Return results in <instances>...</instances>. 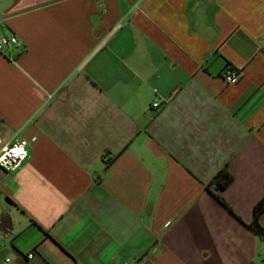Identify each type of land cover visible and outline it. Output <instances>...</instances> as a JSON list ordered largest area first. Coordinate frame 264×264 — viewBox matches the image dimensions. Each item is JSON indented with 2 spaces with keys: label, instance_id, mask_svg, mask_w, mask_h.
I'll use <instances>...</instances> for the list:
<instances>
[{
  "label": "crops",
  "instance_id": "obj_1",
  "mask_svg": "<svg viewBox=\"0 0 264 264\" xmlns=\"http://www.w3.org/2000/svg\"><path fill=\"white\" fill-rule=\"evenodd\" d=\"M0 36V264H264V0H0Z\"/></svg>",
  "mask_w": 264,
  "mask_h": 264
},
{
  "label": "built area",
  "instance_id": "obj_2",
  "mask_svg": "<svg viewBox=\"0 0 264 264\" xmlns=\"http://www.w3.org/2000/svg\"><path fill=\"white\" fill-rule=\"evenodd\" d=\"M16 36L1 37L0 45L15 44L17 43ZM242 76L240 70H227L224 73V78L228 83H236ZM162 104L158 101L153 103V107L159 108ZM28 140L26 138H19L16 140L5 141L0 136V167L4 170H14L18 168L28 156ZM34 253L28 254L32 258ZM124 264H130L125 262Z\"/></svg>",
  "mask_w": 264,
  "mask_h": 264
},
{
  "label": "trees",
  "instance_id": "obj_3",
  "mask_svg": "<svg viewBox=\"0 0 264 264\" xmlns=\"http://www.w3.org/2000/svg\"><path fill=\"white\" fill-rule=\"evenodd\" d=\"M233 180V176L228 172L226 168L219 171L209 183V185H215L216 188H225ZM264 212V194L254 206L253 219L249 224L253 233L264 239V227L260 223V217Z\"/></svg>",
  "mask_w": 264,
  "mask_h": 264
}]
</instances>
